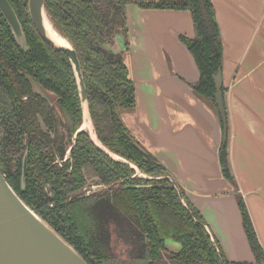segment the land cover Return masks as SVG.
I'll return each mask as SVG.
<instances>
[{
    "label": "trees",
    "instance_id": "16d2710c",
    "mask_svg": "<svg viewBox=\"0 0 264 264\" xmlns=\"http://www.w3.org/2000/svg\"><path fill=\"white\" fill-rule=\"evenodd\" d=\"M131 1L144 8L190 11L194 35L179 37L199 70L195 91L214 100L222 40L211 0L204 1L212 34L198 0H45L53 27L77 51L96 135L125 160L116 159L86 130H78L83 112L67 53L39 34L28 0H9L26 46L17 42L0 11V170L88 264H260L264 249L244 199L238 204L256 261L226 257L200 210L183 188L182 200L171 179L158 177L168 174L166 168L132 137L122 119V111L136 105L135 83L122 52L110 45L116 33L127 35L126 4ZM222 171L233 179L228 163ZM92 182L105 187L86 193ZM168 238L180 247L169 248Z\"/></svg>",
    "mask_w": 264,
    "mask_h": 264
},
{
    "label": "crops",
    "instance_id": "0c3cea01",
    "mask_svg": "<svg viewBox=\"0 0 264 264\" xmlns=\"http://www.w3.org/2000/svg\"><path fill=\"white\" fill-rule=\"evenodd\" d=\"M211 2L222 40L228 163L236 186L222 172L220 118L193 88L199 70L179 37L194 35L187 8L127 4V35L116 33L110 45L122 52L135 83L136 105L121 116L200 210L226 257L256 261L238 194L264 249V0Z\"/></svg>",
    "mask_w": 264,
    "mask_h": 264
},
{
    "label": "water",
    "instance_id": "95a60500",
    "mask_svg": "<svg viewBox=\"0 0 264 264\" xmlns=\"http://www.w3.org/2000/svg\"><path fill=\"white\" fill-rule=\"evenodd\" d=\"M199 5L202 18L206 23L208 31L212 34L209 16L205 7V1L199 0ZM28 8L32 22L39 34L55 47L63 49L67 53L72 63L83 112L82 123L78 130H86L93 142L110 156L116 159L125 160L102 144V142L98 139L94 128L93 130L96 135V140L91 136L90 130L83 126V122L86 121L84 117L86 111L89 115L91 123L92 119L89 112L86 86L77 51L70 40L62 34L61 36L67 41V44H59L50 35L46 27V17L48 18V16L45 10V0H28ZM0 11L10 25L17 42L21 46L25 47L26 39L22 25L9 0H0ZM213 79L216 88L214 92V100L212 101L210 98H206L212 102L214 108L216 109L217 115L220 118L222 138L219 155L223 169V165L228 163L229 123L225 108L221 68L218 69L213 75ZM75 137L76 133L73 135V139H75ZM226 142L227 145L225 148V153L222 144ZM135 168L137 167L135 166ZM22 169V183L24 184L26 175V157H24ZM140 174L150 177V175H146L144 173ZM158 177H168L171 179L183 200L181 187L171 175L167 174ZM227 179L230 180L229 178ZM230 181L236 186L234 179ZM240 197H242V195L238 194V202ZM0 264H88L83 256L67 240H65L56 230H54L19 196L1 170ZM260 264H264V261H261Z\"/></svg>",
    "mask_w": 264,
    "mask_h": 264
},
{
    "label": "bare ground",
    "instance_id": "6f19581e",
    "mask_svg": "<svg viewBox=\"0 0 264 264\" xmlns=\"http://www.w3.org/2000/svg\"><path fill=\"white\" fill-rule=\"evenodd\" d=\"M46 27H47L50 35L52 36V38H54V40L56 42H58L59 44H67V41L61 36V34H59L58 31L55 30L51 21L47 17H46ZM84 117H85L86 121L83 122V126L85 128H87L88 130H90L91 136L96 140V135H95L94 130H93V125L90 121V118H89L87 111L85 112Z\"/></svg>",
    "mask_w": 264,
    "mask_h": 264
},
{
    "label": "flooded vegetation",
    "instance_id": "af4514ba",
    "mask_svg": "<svg viewBox=\"0 0 264 264\" xmlns=\"http://www.w3.org/2000/svg\"><path fill=\"white\" fill-rule=\"evenodd\" d=\"M131 2H133V3H135L136 5H138L136 2H134V1H131ZM198 2H199V0H198ZM128 3H130V2H128ZM127 3V4H128ZM127 4H126V6H127ZM139 6V5H138ZM199 7H200V5H199ZM201 12V11H200ZM202 16V15H201ZM127 17V16H126ZM203 19V18H202ZM206 24V23H205ZM211 27V26H210ZM208 29V28H207ZM209 32V31H208ZM210 33V32H209ZM211 34V33H210ZM224 91V90H223ZM72 139H73V137H72ZM71 147H72V145H70L69 147H68V150H66V154L64 155V157H63V160H65V158L66 157H68L67 155H69L68 153H69V150L71 149ZM101 187H105L104 185H102V184H98V183H90L88 186H86L85 187V190H86V193H89V192H91V190H94V189H98V188H101ZM212 235V234H211ZM213 237V236H212ZM168 239H170V238H168ZM167 239V240H168ZM173 240V239H172ZM173 241H175V240H173ZM168 242V241H167ZM175 242H177V241H175ZM179 243V242H178ZM180 244V243H179ZM167 245H168V243H167ZM169 247V246H168ZM180 247V246H179ZM178 247V248H179ZM170 248V247H169ZM177 248V249H178ZM171 249H173V248H171ZM177 249H173V250H177Z\"/></svg>",
    "mask_w": 264,
    "mask_h": 264
},
{
    "label": "rangeland",
    "instance_id": "374dc122",
    "mask_svg": "<svg viewBox=\"0 0 264 264\" xmlns=\"http://www.w3.org/2000/svg\"><path fill=\"white\" fill-rule=\"evenodd\" d=\"M130 3L135 4V3H133V2H130ZM133 6H135V5H133ZM49 95H50V96H53V92H49ZM168 240H171V239H168ZM168 240H167V241H168ZM177 245H178V244H177ZM179 246H180V244L178 245V247H179Z\"/></svg>",
    "mask_w": 264,
    "mask_h": 264
}]
</instances>
